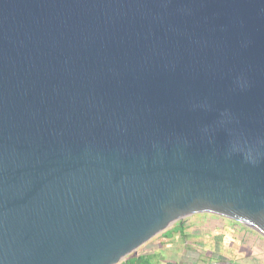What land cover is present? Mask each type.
Here are the masks:
<instances>
[{"label": "water", "instance_id": "obj_1", "mask_svg": "<svg viewBox=\"0 0 264 264\" xmlns=\"http://www.w3.org/2000/svg\"><path fill=\"white\" fill-rule=\"evenodd\" d=\"M205 212L264 237V0H0V264Z\"/></svg>", "mask_w": 264, "mask_h": 264}, {"label": "rangeland", "instance_id": "obj_2", "mask_svg": "<svg viewBox=\"0 0 264 264\" xmlns=\"http://www.w3.org/2000/svg\"><path fill=\"white\" fill-rule=\"evenodd\" d=\"M177 224L184 225L183 234L174 231ZM141 253L153 255V261L161 257L167 261L181 260L182 264L207 262L210 256L240 260L253 253L264 255V237L236 220L213 213H195L172 223L131 254Z\"/></svg>", "mask_w": 264, "mask_h": 264}, {"label": "crops", "instance_id": "obj_3", "mask_svg": "<svg viewBox=\"0 0 264 264\" xmlns=\"http://www.w3.org/2000/svg\"><path fill=\"white\" fill-rule=\"evenodd\" d=\"M141 254H146V253H141ZM141 254L138 255H134V256H139ZM150 256V263L152 264H182L183 262L180 261H173V260H162L161 257L156 258L157 261H153V255L148 254ZM194 259L196 257H193ZM214 258V257H213ZM208 259L209 261L207 262H202V263H198V264H264V255L261 253H253L250 255H246L244 258L242 259H238V260H233V259H224V258H217L215 257L214 259ZM155 260V259H154ZM211 260V261H210ZM189 264H194V262H189Z\"/></svg>", "mask_w": 264, "mask_h": 264}, {"label": "trees", "instance_id": "obj_4", "mask_svg": "<svg viewBox=\"0 0 264 264\" xmlns=\"http://www.w3.org/2000/svg\"><path fill=\"white\" fill-rule=\"evenodd\" d=\"M174 231L183 234L185 231V227L183 224H177V226L174 228ZM170 235L171 234H169L168 236ZM213 257L210 256L211 259ZM150 262H151L150 256L148 254H141L139 256H134V254H129L124 260L119 261V263L117 264H152Z\"/></svg>", "mask_w": 264, "mask_h": 264}]
</instances>
